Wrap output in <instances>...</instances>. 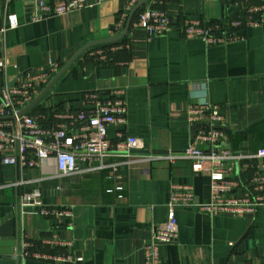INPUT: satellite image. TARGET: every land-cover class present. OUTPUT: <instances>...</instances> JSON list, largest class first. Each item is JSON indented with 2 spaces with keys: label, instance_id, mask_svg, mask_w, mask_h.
<instances>
[{
  "label": "crops",
  "instance_id": "1",
  "mask_svg": "<svg viewBox=\"0 0 264 264\" xmlns=\"http://www.w3.org/2000/svg\"><path fill=\"white\" fill-rule=\"evenodd\" d=\"M131 3L87 0L83 10L33 21L34 4L0 0V25L8 14H16L20 24L7 32L0 45L7 60L0 95L20 74L42 73L54 63L60 70L52 82L86 45L120 36ZM164 9L173 24L169 33L149 39L145 30L134 27L135 15L126 37L85 51L55 84L51 96L32 110L47 115L46 125H52L59 123L52 113L60 109H87V92L107 97L114 89H124L127 124L107 131L114 148L120 142L117 135L124 133L144 141L142 155L167 156L188 148L193 135L187 124L188 107L207 101L221 106L227 118L228 146L240 153H258L264 148V24L242 28L237 42L208 46L201 38L188 39L180 33L184 17L225 24L236 18L239 8L230 9L222 0H172ZM45 172L56 175L54 160L44 171L22 173L4 166L0 184L38 179ZM253 173L251 168L237 174L243 192ZM174 185L191 186L200 203L211 201L210 174L194 173L189 160H140L122 165L118 174L103 171L44 181L39 186L43 191L60 190L44 195L42 203L69 212L56 217L41 215L37 207L21 208L18 200L23 189L6 187L0 191V227L13 220L19 253L28 242L33 245L30 252L74 254L81 259L69 264H146L145 249L154 229L167 221ZM118 186L124 188L122 192ZM176 217L179 239L161 247L160 264H264V208L244 219L227 213L210 215L197 208H179ZM55 236L72 246L45 243ZM13 262L14 258L0 256V263ZM20 264L55 263L30 257L21 258Z\"/></svg>",
  "mask_w": 264,
  "mask_h": 264
},
{
  "label": "built area",
  "instance_id": "2",
  "mask_svg": "<svg viewBox=\"0 0 264 264\" xmlns=\"http://www.w3.org/2000/svg\"><path fill=\"white\" fill-rule=\"evenodd\" d=\"M141 1L132 0L125 16H129L134 6ZM170 1L172 0H152L138 15L134 27L145 30L149 39L169 33L173 24L164 7ZM222 1L230 9L239 8L235 19L229 18L222 24L187 16L179 29L180 33L188 39L201 38L208 46H215L237 42L242 39L239 30L264 24V0ZM24 2L32 3L36 7L33 21L66 16L88 6L87 0H66L61 3H54L53 0ZM19 26L18 16L8 14L6 22L0 25V45L4 43L7 32ZM101 57L105 59L104 55ZM59 70V65L51 63L50 68L42 73H22L15 82L7 84L0 95V168L14 166L22 173L26 170L44 171L51 160H54L56 166L55 176L45 172L38 179L19 180L11 185L0 184V191L6 187L23 189L18 200L21 208L37 207L45 217L69 214L68 211H60L42 203L44 195L60 190L59 187L46 191L39 188L47 179L59 180L103 171L118 174L122 165L129 166L140 160H189L194 173L210 174L211 201L207 204L200 203L191 186L174 185L167 205V221L163 227L154 229L152 240L145 249L146 264H160L161 247L177 243L179 229L176 211L179 208H197L210 215L227 213L239 219L255 215L259 209L264 208V148L256 154L232 150L227 144V118L221 114V106L205 101L188 107L187 124L193 129V135L184 152L169 153L167 156H146L138 153L141 156H136L137 152L145 149L142 139L119 133L117 137L120 142L115 149L107 134L110 126L127 124L128 105L124 89H114L107 97H102L97 91L87 92L84 100L87 109L77 112L68 108L60 109L57 113H52L59 121L52 125H46L47 115H37L32 109L21 114L50 84ZM6 71V55L1 51L0 76L5 75ZM251 168L254 173L249 180L248 190L243 192L236 179L237 174ZM117 189L122 192L124 188L118 186ZM45 243L52 247L72 246V243L64 242L56 236ZM32 247V244L24 242L22 253L18 252L11 264H20L21 258L25 261L30 257L55 264H69L81 260L74 254L49 256L36 251L30 252Z\"/></svg>",
  "mask_w": 264,
  "mask_h": 264
},
{
  "label": "water",
  "instance_id": "3",
  "mask_svg": "<svg viewBox=\"0 0 264 264\" xmlns=\"http://www.w3.org/2000/svg\"><path fill=\"white\" fill-rule=\"evenodd\" d=\"M149 0H143L141 3H139L135 9L130 13L126 28L124 32L117 37H113L110 39H106L103 41H97L94 43H90L86 45L77 55L60 71V73L55 77V79L41 92V94L35 99V101L27 107L25 110L22 111L21 114H25L31 109H33L37 104H39L42 99L51 92L52 88L55 86V84L61 79V77L65 74V72L73 65V63L89 48L99 45V44H105V43H111V42H117L122 40L124 37L127 36L132 21L135 17V15L144 8V6L147 4ZM141 153V152H137ZM19 252V240L17 236L13 233V220H8L4 225L0 227V256H5L6 258H16L17 253Z\"/></svg>",
  "mask_w": 264,
  "mask_h": 264
},
{
  "label": "trees",
  "instance_id": "4",
  "mask_svg": "<svg viewBox=\"0 0 264 264\" xmlns=\"http://www.w3.org/2000/svg\"><path fill=\"white\" fill-rule=\"evenodd\" d=\"M144 10V8L143 9H141L137 14H136V16L138 17V15L142 12ZM106 48V47H105ZM105 62V61H104ZM103 62V63H104ZM101 64H102V62H100ZM37 110H39V109H36L35 111H37Z\"/></svg>",
  "mask_w": 264,
  "mask_h": 264
},
{
  "label": "rangeland",
  "instance_id": "5",
  "mask_svg": "<svg viewBox=\"0 0 264 264\" xmlns=\"http://www.w3.org/2000/svg\"><path fill=\"white\" fill-rule=\"evenodd\" d=\"M47 95L51 96V94H50V93H48Z\"/></svg>",
  "mask_w": 264,
  "mask_h": 264
}]
</instances>
